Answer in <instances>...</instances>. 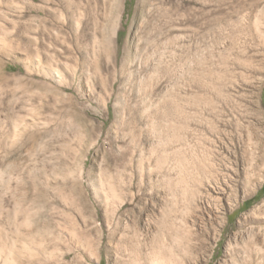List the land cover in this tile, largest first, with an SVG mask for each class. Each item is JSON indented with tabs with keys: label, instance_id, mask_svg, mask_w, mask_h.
I'll use <instances>...</instances> for the list:
<instances>
[{
	"label": "rangeland",
	"instance_id": "374dc122",
	"mask_svg": "<svg viewBox=\"0 0 264 264\" xmlns=\"http://www.w3.org/2000/svg\"><path fill=\"white\" fill-rule=\"evenodd\" d=\"M0 264H264V0H0Z\"/></svg>",
	"mask_w": 264,
	"mask_h": 264
},
{
	"label": "bare ground",
	"instance_id": "6f19581e",
	"mask_svg": "<svg viewBox=\"0 0 264 264\" xmlns=\"http://www.w3.org/2000/svg\"><path fill=\"white\" fill-rule=\"evenodd\" d=\"M170 230H171V228H170L169 226H167V225H164V226H163V232H164L165 236L168 237V239L170 238V237H169ZM176 234H177V233H176ZM178 235H179V234H178ZM168 255H169V253H168ZM170 256H171V254H170Z\"/></svg>",
	"mask_w": 264,
	"mask_h": 264
}]
</instances>
